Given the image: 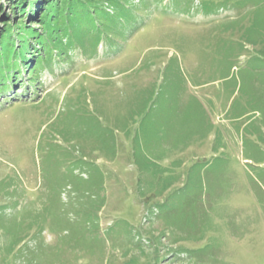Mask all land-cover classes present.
<instances>
[{
  "label": "rangeland",
  "instance_id": "obj_1",
  "mask_svg": "<svg viewBox=\"0 0 264 264\" xmlns=\"http://www.w3.org/2000/svg\"><path fill=\"white\" fill-rule=\"evenodd\" d=\"M123 1L136 21L121 38L86 33L92 13L73 22L81 47L70 31L36 80L33 63L0 94V264H264V166L207 137L210 119L225 146L234 81L194 86L215 72L219 39L237 37L219 25L249 6L186 15L170 0ZM10 7L0 0L1 30H40ZM248 76L241 66L230 111L264 117V73ZM11 233L22 241L8 250Z\"/></svg>",
  "mask_w": 264,
  "mask_h": 264
},
{
  "label": "trees",
  "instance_id": "obj_2",
  "mask_svg": "<svg viewBox=\"0 0 264 264\" xmlns=\"http://www.w3.org/2000/svg\"><path fill=\"white\" fill-rule=\"evenodd\" d=\"M8 1L12 6L9 10L16 15L24 12L29 17L32 10V19L38 23L37 26L40 27V30L33 28L30 23H24L23 19L20 23L5 24L2 30L0 28V94L10 91L19 79L18 73H23L26 69L29 70L28 68H31L30 66L33 63L34 67L30 69L29 73L32 76L31 79L36 80L33 76L39 70L36 69L38 65L43 66L44 60H46V64L51 63L54 52L55 54L56 52L62 54L70 49L69 46L71 44L68 45L65 42L70 31L76 32V44L81 47L83 40L88 39V35H83V32H80L82 28L74 26L73 22L82 20L87 24V22L94 20L93 14L99 11L101 13L98 21L99 25L91 24L88 28H84V31L92 33L91 36L98 40L104 34L103 29L110 30L106 32L105 38H108L110 43H112L113 39L118 40V38H121L120 35L115 38V30L121 29L128 32L131 28L130 26L136 21L134 15L136 10L124 3L123 0ZM170 1V7L173 10L186 15L193 12L215 15L220 10L229 11L231 8L249 6L244 16L219 25L222 33H232L237 37L233 38L231 36L219 39L215 55V72L206 81L195 82L194 86H202L216 81L222 83L232 78L234 88H231L227 93V98L230 99L236 95L239 89L236 86L237 79H235V76L241 66L248 67V77L250 79L258 77L260 73H264V0H221L220 2L201 0L196 9L193 6L194 0ZM107 7H110L111 11ZM191 10L194 11L191 12ZM246 18L248 19V24L243 25L242 20ZM64 38L65 40H63ZM251 63L253 65H250ZM21 67L23 71H21ZM156 90L151 92L149 102H153V98L156 97ZM209 132L210 130L207 133ZM58 199H60L59 195ZM50 211V205L45 207L46 216H48ZM97 211L93 217L87 218L85 222L87 227L86 229L84 228L85 232H88L90 236L93 235V237L98 228ZM10 236L9 243L5 247L8 250L18 246L22 241L15 234L11 233ZM92 240L93 242L97 241V236Z\"/></svg>",
  "mask_w": 264,
  "mask_h": 264
},
{
  "label": "crops",
  "instance_id": "obj_3",
  "mask_svg": "<svg viewBox=\"0 0 264 264\" xmlns=\"http://www.w3.org/2000/svg\"><path fill=\"white\" fill-rule=\"evenodd\" d=\"M228 101H230V105L226 110V119L229 125L225 128V146L219 131L214 128L210 119L209 124L212 132L210 131L207 137L211 133H215L213 148L217 151L224 148L226 150L233 149L234 145H237L236 148L242 147V154L244 155L242 159L245 165L261 168L264 166L262 155L264 154V117L262 115L257 116L254 112L252 114L250 112L240 114L239 112H231V103L235 101V96Z\"/></svg>",
  "mask_w": 264,
  "mask_h": 264
}]
</instances>
